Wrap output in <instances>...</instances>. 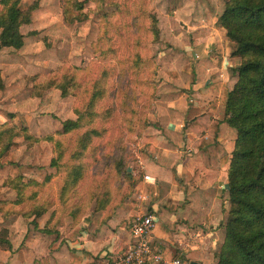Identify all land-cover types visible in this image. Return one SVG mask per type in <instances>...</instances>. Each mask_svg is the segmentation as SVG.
I'll return each mask as SVG.
<instances>
[{
  "label": "rangeland",
  "instance_id": "obj_1",
  "mask_svg": "<svg viewBox=\"0 0 264 264\" xmlns=\"http://www.w3.org/2000/svg\"><path fill=\"white\" fill-rule=\"evenodd\" d=\"M227 1H38L30 24L20 29L24 47L0 49V125L25 129L37 140L13 137L0 155L1 248L49 245L51 236L71 232L84 217L114 210L132 198L145 174L137 167L138 158L149 130L158 126V108L169 94L181 96L187 90L197 62L194 44L203 32L199 25L216 15L218 23ZM32 3L22 1L19 7L26 10ZM75 3L82 6L79 11ZM65 10L85 19L69 23ZM63 74L74 77L69 96L62 98L53 89L39 92L41 77L60 80ZM95 83L103 87L104 97L93 106V121L62 135V123L77 119L75 110H85ZM89 129L99 137L80 159H71L78 138ZM48 136L52 142L45 140ZM216 138L209 144L201 138L195 148L205 151ZM77 164L83 177L61 196ZM29 250L22 263L48 264V257L38 259L45 253Z\"/></svg>",
  "mask_w": 264,
  "mask_h": 264
},
{
  "label": "crops",
  "instance_id": "obj_2",
  "mask_svg": "<svg viewBox=\"0 0 264 264\" xmlns=\"http://www.w3.org/2000/svg\"><path fill=\"white\" fill-rule=\"evenodd\" d=\"M217 16L206 17L199 25L204 36L196 37L197 62L191 67L187 90L181 96L169 94L158 108V126L144 139L137 167L155 183L146 184L142 177L130 200L114 210L84 217L71 232L51 236L49 245L35 248L26 242L21 250L13 244L0 247V264H29L21 261L29 249L45 253L38 259L46 256L48 264H111L134 242L129 222L137 211L154 214L155 228L149 238L153 251L186 264H216L225 238L229 209L226 172L236 133L220 123L216 143L200 151L195 147L202 135L183 134V128L200 116L222 121L226 95L237 80L233 71L239 60L231 56L232 48L225 31L217 26ZM135 191L143 192L146 200L137 202Z\"/></svg>",
  "mask_w": 264,
  "mask_h": 264
},
{
  "label": "trees",
  "instance_id": "obj_3",
  "mask_svg": "<svg viewBox=\"0 0 264 264\" xmlns=\"http://www.w3.org/2000/svg\"><path fill=\"white\" fill-rule=\"evenodd\" d=\"M22 1L33 3L28 9L22 10L19 7ZM38 1L0 0V49L18 51L23 48L24 37L20 29L30 24L31 14L37 9ZM73 7L74 11H79L82 6L75 3ZM64 15L69 23L85 19L80 13L70 16L66 10ZM218 25L225 30L232 45L231 56L240 60L239 66L233 71L237 81L226 95L222 121L200 116L185 124L183 134L199 133L206 139L201 143L209 144L214 141L220 123L227 124L235 131L236 139L226 172L229 209L224 226L225 238L216 256V264H264V0H228ZM40 80L39 92L57 90L62 98L69 96L75 87L74 77L68 74L60 80L55 77H41ZM102 97L104 89L100 83H95L85 110H75L77 119L62 123V135L91 123L94 119L93 106ZM99 135L94 129L83 132L76 142L71 159H80L89 149L92 139ZM18 136L37 141L25 129L0 125V155L9 150L12 138ZM45 140L52 142L53 137L48 136ZM70 169V175L61 188V196L74 189L83 177L79 164ZM100 209H104V206ZM35 213L40 215V212Z\"/></svg>",
  "mask_w": 264,
  "mask_h": 264
},
{
  "label": "built area",
  "instance_id": "obj_4",
  "mask_svg": "<svg viewBox=\"0 0 264 264\" xmlns=\"http://www.w3.org/2000/svg\"><path fill=\"white\" fill-rule=\"evenodd\" d=\"M143 182L151 185L155 183V180L144 175ZM146 198L143 192L135 191L137 202H144ZM154 228V214L148 211H137L129 222V231L134 242L119 252L111 264H186L180 258H168L151 249L149 238Z\"/></svg>",
  "mask_w": 264,
  "mask_h": 264
}]
</instances>
